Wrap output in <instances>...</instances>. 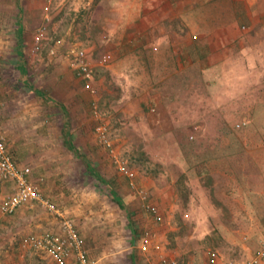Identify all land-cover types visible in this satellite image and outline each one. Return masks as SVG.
I'll return each instance as SVG.
<instances>
[{
	"label": "rangeland",
	"instance_id": "1",
	"mask_svg": "<svg viewBox=\"0 0 264 264\" xmlns=\"http://www.w3.org/2000/svg\"><path fill=\"white\" fill-rule=\"evenodd\" d=\"M18 1L20 10L13 4L10 11L2 9L5 3L0 6L1 19L7 21L10 15L15 19L13 28L18 24L23 30L12 51L4 53L9 42L0 49V84H5L3 91L8 87L12 91V110L18 116L10 140L19 148L49 147V178L44 175L49 190L47 197L42 196L73 220L83 238L86 235L99 244L89 257L96 261L104 256L105 264H162L159 256L164 255L175 264H206L208 253L213 252L225 262L236 263L242 245L253 247L252 229L264 218L257 214H264V25L245 33L238 26L239 40L222 84L159 85L157 102L165 103L169 115V121L161 119L162 123L155 114L154 120H138L134 105L117 103L119 84L145 85L149 79L158 83L164 73L152 62L141 72V57L134 62L116 58L134 70L127 77L125 70L112 74L100 65L99 58L112 50V43L121 50L127 47L124 41L110 40L104 48L105 22L111 18L109 13L101 16L97 1ZM43 24L46 36L36 45V30ZM72 49L86 51L91 82H81L68 67ZM89 87L98 93V102L94 101L99 119L92 116ZM37 91L45 97H38ZM97 124L108 128L115 157L134 173L137 186L145 183L148 200L164 208L166 221L161 228L152 224L151 231L145 230L149 223L141 215L140 199L97 141ZM159 125H166L165 130ZM43 156L34 157V162L42 166ZM11 192L10 182L0 181V203ZM49 219L59 224V217L39 203L1 218L0 264H54L40 251L17 250L26 236L49 232ZM154 230L163 239L161 254L141 253L136 247L140 236ZM263 243L259 238L257 245Z\"/></svg>",
	"mask_w": 264,
	"mask_h": 264
},
{
	"label": "crops",
	"instance_id": "2",
	"mask_svg": "<svg viewBox=\"0 0 264 264\" xmlns=\"http://www.w3.org/2000/svg\"><path fill=\"white\" fill-rule=\"evenodd\" d=\"M96 1L98 7L101 8V16L103 15L104 18V13H109V17L111 18V20L105 22L108 28H104L105 31L103 32L102 40H107V44L104 45V48L108 46L110 40L116 41L117 43L118 41H124L126 42L125 48L127 47L121 50L116 47V43H112L110 46L112 50H108V53L102 54L109 56L110 60L106 65L102 66L109 68L112 74H116L117 71L125 70L126 73H124V77H127L126 74L131 72L134 73V70L127 65H123L125 64H122L124 60L117 63L116 58H127L128 61L131 62L133 60L134 62V58L141 57L143 58L141 72L146 69L147 64L152 62L157 64L164 73L158 83L153 79H149V82H147L149 84L145 85H136L135 83L119 84L121 91H119L117 95V103L128 106V108L134 105L133 111L136 114L133 113V115H137V119H141L142 121L145 118L154 120L155 115L158 116L157 122L160 121L163 123L164 120L166 122L169 121V115H167L164 110L165 103L157 102L159 99L158 96L160 95L156 90L159 89V85L170 84L171 87L174 86V84H222V80L228 78L227 75L230 71L228 60L235 43L239 40L238 37L240 35L238 33V26H245L246 29L241 30L243 31L242 33H245L244 31L246 30L251 31L257 26L264 25V0H95V2ZM2 3H5L2 9L7 11H10L12 8L10 5L12 4L20 10L18 7V0H9L10 5H8L5 0H0V6ZM7 17L8 20L3 21L0 14V49H4L3 45L9 42V48H6L4 53L14 49L15 41H17L19 36L23 33L22 28H19L18 24H15V28H13L15 19L10 15ZM8 23L10 28L6 29ZM5 30L9 31L6 32ZM9 32H11L10 35ZM243 48L244 47H241V50H243ZM17 52L20 53L19 50H17ZM1 55L2 53L0 51V57L2 58ZM88 60L91 64L90 59ZM221 61L222 65L218 66ZM218 72L222 74H218ZM142 78L146 79L148 75H142ZM247 83L250 84V80H244V84ZM4 85L5 84H0V100L2 101L3 108L7 106L9 101H12L11 108L8 106V110H5V108L3 110V108H1L2 112L0 115L1 129H4V133L8 136L9 140L7 144L8 153L14 163L19 167L33 168V170L31 169L32 171L29 178L42 188L41 191L44 193L42 195L47 197V191L49 190V183H47V178H49V147H47V145L43 148L32 146L25 149L24 147L19 148L17 145L15 146L14 142H11V128L18 127V116H15L12 110L15 107V100L10 99L12 91L9 87L7 89L8 91H6V88L3 91L2 87ZM35 94L38 97H44L42 93L38 91ZM97 96L98 93L92 95L93 101L95 100L98 102ZM61 103L64 104V102ZM62 104L59 106H62ZM141 110L146 113L147 116L143 115ZM159 110H161L162 113L157 114ZM127 113H129V115L132 114L129 109ZM161 119H163V121ZM159 128L165 130L166 125H159ZM45 130L47 131V129H41V131ZM42 146H44V143ZM39 154L45 155L39 162L40 164L44 162L42 166L38 165L37 161L34 162V157H37ZM54 161H56V158ZM56 163H58V161ZM44 175H46L47 178H45ZM109 181V184L113 185L115 183L112 179ZM142 183L143 185L145 184L144 182H139V185L141 186ZM10 184L12 185V183ZM126 197L128 198L129 196L126 195ZM114 198H116V196H114ZM149 202L158 208V213L161 216V221L156 222L153 220L152 216L144 213V211L139 208L141 215H145L149 223L145 230L148 229L151 231L149 227L154 228L155 226V228H161V225H164L166 221V216L163 207L150 200ZM247 214H252V211L247 212ZM257 214H259L258 216L264 217V214ZM1 218L3 217H0V220ZM257 223L259 224H254V228L251 232L252 235H250L253 241V247L242 245V256L239 257L236 263H230L249 264L261 251L262 247L261 245H257V241L259 238L264 239V218ZM58 227L56 220L52 221L49 219L50 231L57 232ZM134 230L135 229L131 228V232ZM145 233L146 232L140 236L139 241ZM149 233L156 237V240L161 243L163 249L164 243L160 234L157 233V231ZM83 239L87 240L85 247L88 254L90 250L93 251L94 249H98L99 244L95 242V240L90 242L86 235H84ZM129 244H132V241H129ZM132 248L133 246H129V249ZM21 249L19 244L17 250L21 251ZM124 250H128V248L124 247ZM217 255L218 258L216 260L220 263H224L225 261L220 258V255L218 253ZM129 256L131 260L135 259V254L133 252H130ZM104 259V256L101 259H97L96 264H105ZM209 261L211 262L210 256ZM209 261H206V264H210ZM257 264H264V259L260 260Z\"/></svg>",
	"mask_w": 264,
	"mask_h": 264
},
{
	"label": "built area",
	"instance_id": "3",
	"mask_svg": "<svg viewBox=\"0 0 264 264\" xmlns=\"http://www.w3.org/2000/svg\"><path fill=\"white\" fill-rule=\"evenodd\" d=\"M46 25L43 24L36 30L35 44L39 45L46 36ZM245 28L242 27V30ZM57 41L56 44H59ZM54 50H50L53 54ZM1 59V57H0ZM87 53L84 49H72L69 52V68L75 73L77 78L84 81L92 79V68L88 60ZM110 60L107 55H102L99 58L100 65H106ZM89 93L95 95L97 91L89 87ZM2 103L0 100V115ZM92 116L96 119L100 118V112L95 101L91 107ZM94 133L99 144L104 146L114 158V163L120 174H123L128 179V184L131 189L137 194L140 199V209L145 213L152 216L156 222L161 221V216L158 213V208L152 205L148 200V192L145 188L137 186L135 183V175L129 171L124 162L116 159L114 154V147L109 139L108 128L104 124H97L94 127ZM30 168L19 167L16 165L7 150L6 137L0 125V181L12 183V192L7 195L0 203V217L13 215L20 208L27 206L31 203H39L48 212L59 217L58 231L46 232L39 236H26L23 238L20 246L24 249H33L46 254L55 264H96L92 260L85 247L83 237L80 235L75 223L69 218H65L60 214L48 200H46L37 185L29 179ZM155 238V239H154ZM137 249L143 254H161L162 245L156 240V237L150 233H145L141 240L137 243ZM258 255L252 259L249 264H257L260 260L264 259V243ZM211 264H232L218 262L216 259L218 255L211 252L209 253ZM160 262L162 264H175L173 261H167L164 255H160Z\"/></svg>",
	"mask_w": 264,
	"mask_h": 264
},
{
	"label": "trees",
	"instance_id": "4",
	"mask_svg": "<svg viewBox=\"0 0 264 264\" xmlns=\"http://www.w3.org/2000/svg\"><path fill=\"white\" fill-rule=\"evenodd\" d=\"M91 68H92V66H91ZM71 71H72V70H71ZM72 72H73V71H72ZM73 73H74V72H73ZM74 75H75V73H74ZM92 75H93V71H92ZM75 76H76V75H75ZM76 77H77V76H76ZM92 79H93V76H92ZM92 79H91L90 81H88V82H87V81H84V80H81V82H83V83H89V82L92 81ZM79 80H80V79H79ZM44 97H45V96H44ZM66 143H67V142H66ZM68 147L71 148L72 146L69 145ZM11 159H12V158H11ZM12 161H13V159H12ZM13 162H14V161H13ZM15 164H16V163H15ZM16 165H17V164H16ZM30 175H31V173H30ZM29 177H30V176H29ZM29 179H30V178H29ZM31 181H32V180H31ZM37 185H38V184H37ZM38 187H39V190H41V188H40L39 185H38ZM16 212H17V211H16ZM16 212H15V213H16ZM15 213H14V214H15ZM14 214H13V215H14ZM13 215H11V216H13ZM11 216H6V217H11ZM0 221H1V220H0ZM0 223L2 224V222H0ZM1 224H0V225H1ZM132 233H133V231H132ZM20 242H21V241H20ZM20 242H19V244H20ZM19 244H18V246H19ZM18 246H17V247H18Z\"/></svg>",
	"mask_w": 264,
	"mask_h": 264
}]
</instances>
